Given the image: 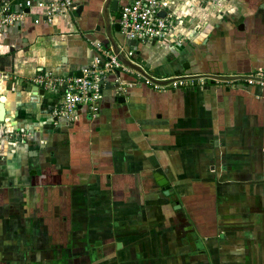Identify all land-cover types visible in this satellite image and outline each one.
<instances>
[{"label":"crops","instance_id":"obj_1","mask_svg":"<svg viewBox=\"0 0 264 264\" xmlns=\"http://www.w3.org/2000/svg\"><path fill=\"white\" fill-rule=\"evenodd\" d=\"M72 1L51 22L0 25L2 126L29 130L0 138V264H264V88L218 76L264 69V0H179L150 44L125 40L110 11L119 51L184 85L124 64L96 114L55 124L32 78L77 72L108 42L104 0Z\"/></svg>","mask_w":264,"mask_h":264},{"label":"built area","instance_id":"obj_2","mask_svg":"<svg viewBox=\"0 0 264 264\" xmlns=\"http://www.w3.org/2000/svg\"><path fill=\"white\" fill-rule=\"evenodd\" d=\"M179 0H128L118 8L117 22L119 23V33L125 40L142 43H152L163 38L166 33L178 20L175 8ZM11 0H0V25L9 26L17 20L30 16L34 23L40 21H51L53 15L62 10H74L76 6L72 0H54L46 2L44 0H24L18 4V10L11 8ZM164 12L161 16L158 13ZM95 56L90 62L83 65L77 72L54 75L50 71L36 74L32 81L44 89V92L55 96V102L51 108V118L55 124L59 119L70 121L74 119L78 109L85 107L90 113L96 114L98 101L101 99L103 89L107 86V77L117 75V72H125L127 68L112 51L98 40H93ZM130 59L133 49L125 52ZM142 65V64H140ZM145 82L153 84L156 88L162 89L165 86H182L185 75L160 78L167 80L166 84H158L151 81L140 72H136ZM245 77L229 79L232 82H241L248 85H255L264 88V69L257 70ZM182 76H185L182 78ZM236 76V75H233ZM116 78L119 89L123 88L127 81ZM212 80L219 78L210 76ZM198 84H204L203 77L198 78ZM129 82V81H128ZM129 85V84H128ZM201 85V86H202ZM38 92V91H36Z\"/></svg>","mask_w":264,"mask_h":264},{"label":"water","instance_id":"obj_3","mask_svg":"<svg viewBox=\"0 0 264 264\" xmlns=\"http://www.w3.org/2000/svg\"><path fill=\"white\" fill-rule=\"evenodd\" d=\"M103 5H102V16H103V20H104V26H105V33L108 39V44H110L113 48L114 53L117 55L118 59L125 65L137 69L141 74L145 75L147 78H149L151 81H153L154 83H158V84H166L168 82L167 80H163L160 78H156L153 77L151 75H149L148 73L145 72V70L141 67V65H137L135 63H133L131 60H129L128 58H126L125 54L123 53V51H119V47L114 39L113 34L111 33V18H110V11H116L118 9V4H119V0H104L103 1ZM81 6L79 5L76 9L77 12H80ZM159 15L163 16L164 12L160 11L158 13ZM113 27L115 30H119V23L118 22H114L113 23ZM144 64V63H143ZM77 74L79 75V71H77ZM197 77H202L203 75H195ZM214 77H222L225 79H232V78H240V77H245V75H236V76H225V75H213ZM185 76H182V78H184ZM32 90L34 92L38 91V93L43 94L44 90L42 88H39L37 85H32ZM4 100H5V95L0 94V122L2 121H7V117L5 116V107H4ZM165 188H168V185H164Z\"/></svg>","mask_w":264,"mask_h":264},{"label":"rangeland","instance_id":"obj_4","mask_svg":"<svg viewBox=\"0 0 264 264\" xmlns=\"http://www.w3.org/2000/svg\"><path fill=\"white\" fill-rule=\"evenodd\" d=\"M115 12H117V15H116V18H117L118 17V10H116ZM113 18H115V16H113ZM51 21H44V20H42L39 23H42V22H51ZM32 22H33V20H32ZM39 23H34V24H39ZM96 40L102 42L107 47H110L112 49V51H113L112 46L110 44H108V42L102 41V40H99V39H96ZM94 51H95V49H94ZM77 71H79V70H77ZM4 122L5 121L0 122V125H1L0 129H2V133L0 135V138L3 139V140H5L6 142H17V141H21L24 137L28 136L29 130H26V129H19V130H13V131L11 130V131H8L5 126H2Z\"/></svg>","mask_w":264,"mask_h":264}]
</instances>
